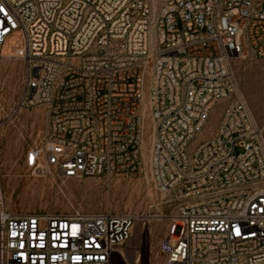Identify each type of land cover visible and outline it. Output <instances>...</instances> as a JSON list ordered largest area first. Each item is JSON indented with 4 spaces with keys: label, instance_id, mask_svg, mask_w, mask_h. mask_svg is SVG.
<instances>
[{
    "label": "built area",
    "instance_id": "obj_1",
    "mask_svg": "<svg viewBox=\"0 0 264 264\" xmlns=\"http://www.w3.org/2000/svg\"><path fill=\"white\" fill-rule=\"evenodd\" d=\"M0 0V60L23 66L6 118L43 106L24 167L63 180L134 179L149 162L175 205L165 264H264V121L236 92L232 63L264 60V0ZM215 134L193 146L212 109ZM4 112L0 98V121ZM133 214L7 210L0 264H137Z\"/></svg>",
    "mask_w": 264,
    "mask_h": 264
},
{
    "label": "rangeland",
    "instance_id": "obj_2",
    "mask_svg": "<svg viewBox=\"0 0 264 264\" xmlns=\"http://www.w3.org/2000/svg\"><path fill=\"white\" fill-rule=\"evenodd\" d=\"M162 1L157 0V11ZM3 55L5 57L7 54L4 52ZM232 66L236 92L231 100L243 102L252 121L259 126L264 121V60L237 59ZM22 77L23 66L20 62L8 57L0 60V98L4 108L0 121V194L3 196V206L9 211L21 213L67 215L113 212L136 215L140 219L126 245L125 254L132 263L139 259L137 264H165L161 244L175 205L167 203L169 196L159 190L152 176L149 162L153 140L151 121L146 119L142 146L145 170L139 178L63 180L56 174L34 175L25 169L24 158L27 151L39 145L45 136L46 110L43 106L25 108L6 118L21 96ZM222 109L223 103L212 109L193 146L215 134ZM119 263L116 258L115 264Z\"/></svg>",
    "mask_w": 264,
    "mask_h": 264
},
{
    "label": "bare ground",
    "instance_id": "obj_3",
    "mask_svg": "<svg viewBox=\"0 0 264 264\" xmlns=\"http://www.w3.org/2000/svg\"><path fill=\"white\" fill-rule=\"evenodd\" d=\"M5 57H8L7 55L5 56ZM145 126H146V123H145ZM153 136V135H152ZM144 145V142H143V144H142V146ZM143 148V147H142ZM148 149V148H147ZM149 152V151H148ZM147 152V153H148ZM143 156H144V154H143ZM149 158V157H148ZM2 194V193H1ZM0 194V201H1V204H2V206L4 205L3 204V196ZM160 220V219H159ZM136 262H138L139 263V259H137V261H135V263ZM120 264V263H119Z\"/></svg>",
    "mask_w": 264,
    "mask_h": 264
}]
</instances>
